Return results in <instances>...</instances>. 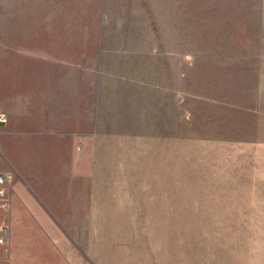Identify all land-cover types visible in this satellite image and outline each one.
I'll use <instances>...</instances> for the list:
<instances>
[{"label":"rangeland","instance_id":"1","mask_svg":"<svg viewBox=\"0 0 264 264\" xmlns=\"http://www.w3.org/2000/svg\"><path fill=\"white\" fill-rule=\"evenodd\" d=\"M102 1L112 37L125 25L181 53V119L151 108L148 130L102 132L80 225L62 232L68 249L86 264H255L264 258V0ZM98 3L54 0L53 9Z\"/></svg>","mask_w":264,"mask_h":264},{"label":"crops","instance_id":"2","mask_svg":"<svg viewBox=\"0 0 264 264\" xmlns=\"http://www.w3.org/2000/svg\"><path fill=\"white\" fill-rule=\"evenodd\" d=\"M53 2L0 0L12 4L0 11V172L13 175L9 208L0 204V264H86L62 232L80 225L102 132L148 130L151 108L181 119V53L125 25L112 37L102 0L95 12Z\"/></svg>","mask_w":264,"mask_h":264},{"label":"built area","instance_id":"3","mask_svg":"<svg viewBox=\"0 0 264 264\" xmlns=\"http://www.w3.org/2000/svg\"><path fill=\"white\" fill-rule=\"evenodd\" d=\"M4 118V114H0V121H3ZM12 179L13 175L11 173L6 171L0 172V204L5 209L9 208L8 194L11 188ZM6 238V229L2 227L0 229V244H5L7 242Z\"/></svg>","mask_w":264,"mask_h":264}]
</instances>
